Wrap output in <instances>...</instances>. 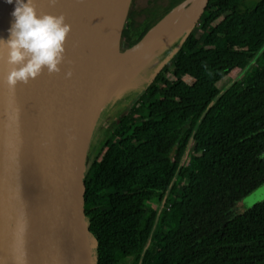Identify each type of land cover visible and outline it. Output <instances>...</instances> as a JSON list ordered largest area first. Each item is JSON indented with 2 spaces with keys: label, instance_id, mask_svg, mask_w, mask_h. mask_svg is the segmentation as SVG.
<instances>
[{
  "label": "trees",
  "instance_id": "trees-1",
  "mask_svg": "<svg viewBox=\"0 0 264 264\" xmlns=\"http://www.w3.org/2000/svg\"><path fill=\"white\" fill-rule=\"evenodd\" d=\"M184 1L131 0L124 45ZM91 151L95 264H264V200L234 210L264 182V0H209Z\"/></svg>",
  "mask_w": 264,
  "mask_h": 264
},
{
  "label": "water",
  "instance_id": "water-1",
  "mask_svg": "<svg viewBox=\"0 0 264 264\" xmlns=\"http://www.w3.org/2000/svg\"><path fill=\"white\" fill-rule=\"evenodd\" d=\"M33 3L39 14H63L71 30L59 72L44 70L11 88L4 80L6 49L0 48V264H95L86 177L94 130L110 92L108 64L120 50L131 0ZM208 3L200 0L195 14L169 31V42L181 36L173 53ZM13 7L0 0V36L5 38ZM157 25L121 55L153 42L150 34Z\"/></svg>",
  "mask_w": 264,
  "mask_h": 264
},
{
  "label": "clouds",
  "instance_id": "clouds-1",
  "mask_svg": "<svg viewBox=\"0 0 264 264\" xmlns=\"http://www.w3.org/2000/svg\"><path fill=\"white\" fill-rule=\"evenodd\" d=\"M13 4L12 20L7 37L0 36V48L6 49L9 65L4 77L11 88L17 83H27L44 70L48 73L60 71L64 61L65 42L71 30L63 14H39L33 0H5ZM71 70L65 72L66 77Z\"/></svg>",
  "mask_w": 264,
  "mask_h": 264
},
{
  "label": "bare ground",
  "instance_id": "bare-ground-1",
  "mask_svg": "<svg viewBox=\"0 0 264 264\" xmlns=\"http://www.w3.org/2000/svg\"><path fill=\"white\" fill-rule=\"evenodd\" d=\"M189 1L190 3H188ZM188 2L177 6L153 29L150 36H154L155 40L150 44L126 55H121V51L116 48L110 58L106 73L108 91L110 90L109 95L119 87L128 86L132 79L139 75L145 79L143 75L147 72L149 61L159 51L165 50L167 46L175 42V39L169 42L167 38L169 31L190 19L195 14L200 0H188ZM114 94H117V92Z\"/></svg>",
  "mask_w": 264,
  "mask_h": 264
},
{
  "label": "rangeland",
  "instance_id": "rangeland-1",
  "mask_svg": "<svg viewBox=\"0 0 264 264\" xmlns=\"http://www.w3.org/2000/svg\"><path fill=\"white\" fill-rule=\"evenodd\" d=\"M188 3H190V1ZM165 17H163L160 20V22H162L165 19ZM196 34L200 35V31L198 29H196ZM120 44H121L120 45L121 51L126 49L123 40H121ZM165 51L164 50L162 52L159 51V53L156 54V56L153 59H151V61H149L147 72L145 75H143L145 79L141 78L140 75L133 78L128 86L124 85L122 87L117 88V90H115L105 100L106 101L105 107L99 117L98 123L94 130L95 134H93L94 137L92 139V146H91L92 150L97 149L101 144L106 143L108 141V136L112 132L115 125H117L118 121L120 120V117L123 114L129 112L132 104L137 99H141L143 92L146 88V84L151 77V73H153L157 69L161 61H163L162 54ZM116 92L117 94H114ZM91 155H92V151H91ZM172 156L176 158L175 152L174 154H172ZM263 200H264V182L260 187H258L250 194L243 197L240 201H238L234 207V210L236 213H241L245 211L248 207Z\"/></svg>",
  "mask_w": 264,
  "mask_h": 264
}]
</instances>
